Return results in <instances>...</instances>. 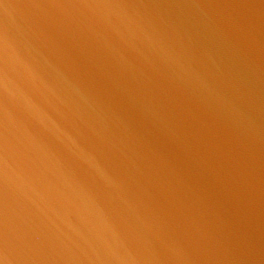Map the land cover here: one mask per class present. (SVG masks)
Returning <instances> with one entry per match:
<instances>
[{"label": "water", "instance_id": "obj_1", "mask_svg": "<svg viewBox=\"0 0 264 264\" xmlns=\"http://www.w3.org/2000/svg\"><path fill=\"white\" fill-rule=\"evenodd\" d=\"M0 264H264V0H0Z\"/></svg>", "mask_w": 264, "mask_h": 264}]
</instances>
